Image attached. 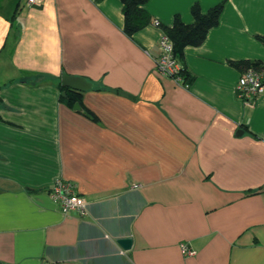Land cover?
<instances>
[{
	"label": "crops",
	"instance_id": "obj_1",
	"mask_svg": "<svg viewBox=\"0 0 264 264\" xmlns=\"http://www.w3.org/2000/svg\"><path fill=\"white\" fill-rule=\"evenodd\" d=\"M220 2L183 50L192 80L161 76L153 21ZM143 8L149 24L127 35L120 0H0V264H264V93L238 98L230 63L264 68V0ZM57 179L85 216L60 212Z\"/></svg>",
	"mask_w": 264,
	"mask_h": 264
},
{
	"label": "trees",
	"instance_id": "obj_2",
	"mask_svg": "<svg viewBox=\"0 0 264 264\" xmlns=\"http://www.w3.org/2000/svg\"><path fill=\"white\" fill-rule=\"evenodd\" d=\"M122 3V14L124 17L123 31L127 35H132L135 31L148 25L151 16L143 8L148 0H120ZM223 8V2H220L206 12H202L197 4L191 7L193 21L184 23L178 15H175L171 26H160L162 33L167 35L173 44V54L179 65V74L183 77V83L188 84L192 77L187 70L181 65L183 50L186 46L200 45L208 32V30L218 23L220 13ZM264 44V37L258 38ZM232 65L245 70L248 67L258 69L264 72V68L258 61H232ZM69 104H74L72 99L65 98Z\"/></svg>",
	"mask_w": 264,
	"mask_h": 264
},
{
	"label": "built area",
	"instance_id": "obj_3",
	"mask_svg": "<svg viewBox=\"0 0 264 264\" xmlns=\"http://www.w3.org/2000/svg\"><path fill=\"white\" fill-rule=\"evenodd\" d=\"M40 1L26 0L28 4H37ZM153 24L159 27L157 21H153ZM158 45L160 54L156 59V71L161 76H168L178 82H182V76L179 74L180 65L173 54L171 39L162 33ZM262 93H264V72L252 67L243 70L236 84L238 98L243 102H250ZM49 196L57 203L62 214L70 212H75L79 216H85L87 214L86 201L76 193L73 184L70 182L62 179L55 180L49 189ZM180 250L184 256L194 255V250L186 243L180 244Z\"/></svg>",
	"mask_w": 264,
	"mask_h": 264
},
{
	"label": "water",
	"instance_id": "obj_4",
	"mask_svg": "<svg viewBox=\"0 0 264 264\" xmlns=\"http://www.w3.org/2000/svg\"><path fill=\"white\" fill-rule=\"evenodd\" d=\"M61 84L65 88H70L73 90L84 91L92 87L91 83L82 77H75L63 74L61 76ZM65 96V93H62ZM74 109H79L78 103L74 104ZM120 246L124 249H128L131 246V238H120L117 240Z\"/></svg>",
	"mask_w": 264,
	"mask_h": 264
}]
</instances>
